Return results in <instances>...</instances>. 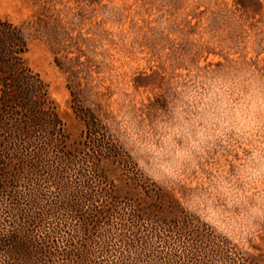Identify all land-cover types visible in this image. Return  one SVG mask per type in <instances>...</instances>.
<instances>
[{"label":"rangeland","instance_id":"1","mask_svg":"<svg viewBox=\"0 0 264 264\" xmlns=\"http://www.w3.org/2000/svg\"><path fill=\"white\" fill-rule=\"evenodd\" d=\"M0 19L66 132L87 131L72 92L177 199L201 261L263 260L264 0H0Z\"/></svg>","mask_w":264,"mask_h":264},{"label":"trees","instance_id":"2","mask_svg":"<svg viewBox=\"0 0 264 264\" xmlns=\"http://www.w3.org/2000/svg\"><path fill=\"white\" fill-rule=\"evenodd\" d=\"M26 51L21 26L0 19V264H206L177 199L72 92L87 131L66 132Z\"/></svg>","mask_w":264,"mask_h":264}]
</instances>
